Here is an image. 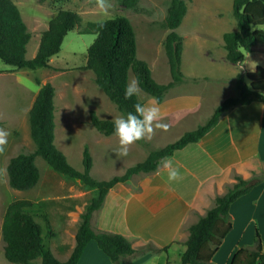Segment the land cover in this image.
Segmentation results:
<instances>
[{"label":"trees","instance_id":"16d2710c","mask_svg":"<svg viewBox=\"0 0 264 264\" xmlns=\"http://www.w3.org/2000/svg\"><path fill=\"white\" fill-rule=\"evenodd\" d=\"M137 0H122L125 6H134ZM188 0H169L164 26L168 32L163 49L167 59L170 80L156 82L148 64L137 57L135 32L123 16L107 18L103 21L87 22L80 34H93L95 38L86 48L84 68L93 74L95 85L103 92L117 110L126 115L134 112L133 105L141 101L137 97L125 99L124 90L131 73L139 81L141 91L160 103L165 93L175 84L184 81L180 71L182 60V37L176 32L186 13ZM232 16L236 30L222 34L225 59L241 66L245 52L264 43V0H232ZM80 17L70 10L58 11L42 31L35 54L26 58V46L30 40L26 24L12 0H0V60L15 68L34 69L49 67V59L59 52L64 36L74 29ZM196 80L198 78H191ZM235 97L225 98L211 116L195 129L182 133L174 141L150 150L146 157L125 169L121 175L109 179L96 180L90 175L92 157L86 146L81 153L82 169L69 164L54 143V87L50 82L42 84L28 110L30 138L34 144L31 152H19L11 156L5 167L7 182L15 190L34 187L40 173L34 163L40 157L54 171L79 180L95 190L94 196L79 214L74 234L75 244L65 261L58 260L51 252L49 240L54 236L47 213L37 202L28 199L12 200L5 208L1 222L2 252L4 258L14 264H32L37 258L40 264H76L85 244L94 240L98 247L112 260L131 256L135 253L156 248L151 243L133 247L123 235L90 228V218L100 208L108 190L117 183L127 182L133 175L157 170L161 159L173 154L189 143L202 138L219 120L221 115L236 105H247L253 101L264 106V67L255 66L252 71L239 70L234 75ZM90 124L101 134H114L113 121L97 116L93 109L88 113ZM144 145V141H137ZM232 183L225 191L214 196L212 205L188 227L184 250L179 264H213L211 259L224 237L232 228L229 214L230 205L252 187L264 181V171L252 173L247 178L232 174ZM42 223L46 237L42 235ZM228 264H264V252L260 234L254 227L250 246H240L232 254Z\"/></svg>","mask_w":264,"mask_h":264},{"label":"rangeland","instance_id":"374dc122","mask_svg":"<svg viewBox=\"0 0 264 264\" xmlns=\"http://www.w3.org/2000/svg\"><path fill=\"white\" fill-rule=\"evenodd\" d=\"M12 1L18 8L30 34V40L26 46V58L33 55L42 31L47 28L48 21L58 11L70 10L80 17V21L64 36L59 52L49 61V67L19 69L0 60V128L10 133L7 145L3 151H0V264H14L4 258L1 238L3 213L12 200L23 198L36 202L40 196V186L45 180L51 181V184L58 186L59 189L69 188L73 198H82L85 195L87 197L90 190V187L83 186L84 184L79 180L54 171L38 156L34 158V163L39 170L40 179L34 187L27 190H15L8 185L5 171L8 159L19 152H31L34 149L29 134L28 110L42 84L50 82L54 87L56 147L63 153L69 164L81 170V153L86 146L92 157L90 175L96 180L121 175L128 166L142 161L150 150L158 149L174 141L178 132V130L175 132V137L174 134H170L167 138H159L156 131H153L150 139H143L144 145L135 142L128 146L126 156H117L115 151L119 148L118 137L115 134L105 136L98 132L90 124L88 113L90 109H93L99 118L112 121L122 114L95 85L92 72L84 68L86 48L95 35L80 34L87 22L103 21L116 16L125 17L135 32L137 57L148 64L156 82L166 83L170 80V76L163 42L168 32L164 26V17L169 0H137L134 6L123 5L122 0H109L111 8L106 12L98 7L97 0ZM231 5L232 0H188L186 2L185 16L176 28V32L182 37L180 71L184 75V81L194 78L188 77V74L223 77L231 72V68L245 72L254 70L257 65L264 67V43L254 47L251 52H245L241 66L231 64L225 59L222 34L236 30ZM133 79L130 73L128 83ZM199 79L201 78L196 80ZM229 93L231 92L225 91L223 95ZM137 98L141 103L154 102L143 91H140ZM156 171L133 175L128 183L139 185L144 181L148 182L151 178H155ZM41 197L48 200L51 196L42 192ZM50 203L53 207L57 206L53 201ZM40 207L47 213L44 205ZM51 219L60 236L63 230L61 222L52 215ZM38 222L42 226V235L46 237L42 220L38 219ZM77 225L78 220L73 227ZM51 230L53 231L52 225ZM174 257L175 254L170 253L171 261Z\"/></svg>","mask_w":264,"mask_h":264},{"label":"crops","instance_id":"0c3cea01","mask_svg":"<svg viewBox=\"0 0 264 264\" xmlns=\"http://www.w3.org/2000/svg\"><path fill=\"white\" fill-rule=\"evenodd\" d=\"M236 72L231 68V72L223 77L188 74V77L201 79L192 81L188 78L169 88L159 103L163 113L160 122L168 127L166 130L154 128L157 137L167 138L170 134L175 137L178 130V138L204 123L225 98L237 95L233 84ZM225 91L231 93L223 95ZM167 158H171L173 167L180 171L176 181L166 182L167 170L162 161ZM261 171H264V106L258 101L233 106L197 142L161 159L155 178L139 185L129 184V179L111 187L100 208L91 215L89 223L94 231L121 234L133 247L151 243L156 248H166L145 250L112 261L94 240H89L76 264H178L188 227L198 214H203L212 205L214 196L223 193L225 186L232 183V174L247 178ZM57 187L51 181H43L36 202L46 207L53 227L54 236L49 240L51 252L58 260L65 261L75 244L77 226L74 228L73 224L95 190L89 188L87 197L84 194L82 198H73L69 188ZM42 192L51 197L45 200L41 197ZM50 200L57 206L53 207ZM229 214L232 228L213 255V264H228L237 248L250 246L254 225L264 252V181L237 198L230 205ZM51 215L61 222L60 236ZM170 253L175 254L172 261ZM32 264H40V259Z\"/></svg>","mask_w":264,"mask_h":264},{"label":"clouds","instance_id":"9594fccd","mask_svg":"<svg viewBox=\"0 0 264 264\" xmlns=\"http://www.w3.org/2000/svg\"><path fill=\"white\" fill-rule=\"evenodd\" d=\"M98 7L105 12L111 8L109 0H97ZM139 81L131 80L126 84L124 90L125 99L138 97L140 94ZM135 111L128 112L126 115L118 116L113 121V131L118 137L119 148L115 151L117 156H126L128 154V146L143 140L150 139L155 128L167 129L168 125L160 122L162 118V108L158 102L140 103L136 102L133 105ZM10 133L6 129L0 128V151L8 143ZM163 168L167 170V181H176L180 177L178 168L173 167L171 158L162 161Z\"/></svg>","mask_w":264,"mask_h":264}]
</instances>
